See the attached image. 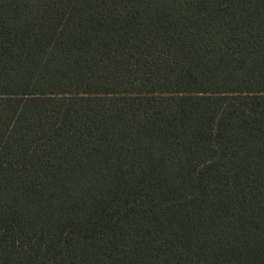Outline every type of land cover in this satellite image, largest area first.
<instances>
[{"label":"trees","instance_id":"obj_1","mask_svg":"<svg viewBox=\"0 0 264 264\" xmlns=\"http://www.w3.org/2000/svg\"><path fill=\"white\" fill-rule=\"evenodd\" d=\"M0 264H264V0H0Z\"/></svg>","mask_w":264,"mask_h":264}]
</instances>
